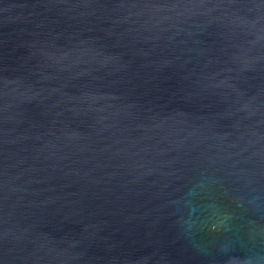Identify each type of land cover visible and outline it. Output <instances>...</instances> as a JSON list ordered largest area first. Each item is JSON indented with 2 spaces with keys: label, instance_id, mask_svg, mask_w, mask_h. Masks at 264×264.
<instances>
[{
  "label": "water",
  "instance_id": "95a60500",
  "mask_svg": "<svg viewBox=\"0 0 264 264\" xmlns=\"http://www.w3.org/2000/svg\"><path fill=\"white\" fill-rule=\"evenodd\" d=\"M0 264H264V0H0Z\"/></svg>",
  "mask_w": 264,
  "mask_h": 264
}]
</instances>
